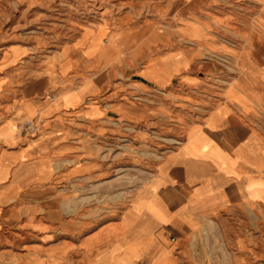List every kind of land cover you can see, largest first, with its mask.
<instances>
[{"label": "crops", "instance_id": "obj_1", "mask_svg": "<svg viewBox=\"0 0 264 264\" xmlns=\"http://www.w3.org/2000/svg\"><path fill=\"white\" fill-rule=\"evenodd\" d=\"M13 1L17 5L29 2ZM8 3L0 0V4ZM212 4L208 15L179 23L193 27L187 24L176 38L166 31L150 38L153 31H160L150 23L143 32L124 30L110 35L104 31V38H111L114 44H104L94 52L89 45L74 44L69 56L58 62V87L45 97L40 95L41 88L30 86H43L47 81L34 79L25 84L14 105L16 108L21 102L20 111L14 114L13 108L0 119L14 120L18 126L13 135L11 126L0 127V221L11 209L24 208V197L50 195L56 182L91 174L89 162L69 165L82 148L71 135L79 133L76 125H88L109 114L99 99L100 80L91 72L119 65L125 55L136 59L141 52L155 49V58H149L142 74L161 82L141 75L153 86H168L193 63L192 46L198 54L207 49L210 56L225 57L235 67V76L227 82V96L186 130L179 149L164 158L153 178L134 191L117 220L102 222L76 245L77 250L83 251L84 264H180L181 252L191 251L195 243L196 254L202 256L201 237L202 245L209 236L219 239L217 223L222 218L218 216L226 215L236 229L237 218L253 228V219L264 215V0H217ZM2 17L0 94L14 84V69L29 55L28 47L9 29L13 20ZM213 30L218 34L211 35ZM173 38L181 42L180 47L173 48ZM182 83L192 84L185 79ZM60 90L64 99L50 105ZM132 104L118 102L114 110L139 117L144 110ZM28 119L36 123L35 134L26 135L19 126ZM252 241L242 232L229 244L244 253L252 250ZM263 248L259 252L264 253ZM213 251L217 254L218 247ZM209 256L210 260L216 257Z\"/></svg>", "mask_w": 264, "mask_h": 264}, {"label": "rangeland", "instance_id": "obj_2", "mask_svg": "<svg viewBox=\"0 0 264 264\" xmlns=\"http://www.w3.org/2000/svg\"><path fill=\"white\" fill-rule=\"evenodd\" d=\"M204 1L29 0L17 5L9 0L8 4H0V15L9 22L13 20L9 29L29 49L28 59L14 69V84L0 94V119L14 108L27 82H48L30 86L41 88V97L58 87V62L69 56L74 44L89 45L94 52L104 44H114L111 38H104V31L110 35L124 30L143 32L150 23L161 31H153L150 38L165 31L176 38L187 24L193 27L188 22H183L184 26L179 23L208 15L214 7L212 3H217ZM220 5L215 6L229 8ZM215 34L218 31L213 30L211 35ZM156 39L154 36L153 41ZM180 43L174 39L173 48L180 47ZM189 48L194 50L193 63L168 86H153L142 74L149 58H155V49L141 52L136 59L125 55L119 65L90 73L100 80L99 99L109 114L97 122L76 125L79 133L71 135L82 148L70 158L69 165L89 162L91 174L56 182L50 195L26 196L24 208L8 210L11 212L0 221V264H84L83 251L77 250L76 245L102 222L117 220L134 191L153 178L164 158L179 149L188 134L186 130L201 122L227 96V82L236 72L232 63L225 57L210 56L207 49V54H198L195 47ZM145 78L161 82L153 75ZM183 79L192 84H183ZM64 97L60 90L50 105ZM118 102H133L144 112L136 118L117 114L114 108ZM21 104L13 109L14 114L20 111ZM3 125L11 126L12 135L18 130L14 120H1L0 127ZM217 218H222L218 219L222 223H217L219 239L209 236L202 245L201 237L202 256L196 254L195 243L190 246L191 251L181 252L180 264H262L264 253L259 249L264 247V215L253 219V228L240 218L237 229L226 215ZM242 232L253 240L252 250L244 253L229 244L234 235ZM217 247L216 254L213 249ZM210 254L216 255L215 259L210 260Z\"/></svg>", "mask_w": 264, "mask_h": 264}, {"label": "built area", "instance_id": "obj_3", "mask_svg": "<svg viewBox=\"0 0 264 264\" xmlns=\"http://www.w3.org/2000/svg\"><path fill=\"white\" fill-rule=\"evenodd\" d=\"M23 133L34 134L36 132V123L32 121H25L20 126Z\"/></svg>", "mask_w": 264, "mask_h": 264}, {"label": "bare ground", "instance_id": "obj_4", "mask_svg": "<svg viewBox=\"0 0 264 264\" xmlns=\"http://www.w3.org/2000/svg\"><path fill=\"white\" fill-rule=\"evenodd\" d=\"M29 121H31V120H29Z\"/></svg>", "mask_w": 264, "mask_h": 264}]
</instances>
